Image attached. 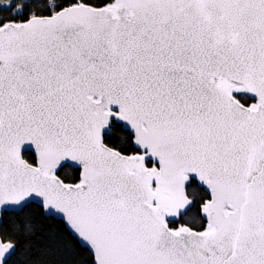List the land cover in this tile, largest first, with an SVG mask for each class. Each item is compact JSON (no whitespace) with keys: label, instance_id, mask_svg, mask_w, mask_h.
Masks as SVG:
<instances>
[{"label":"snow or ice","instance_id":"snow-or-ice-1","mask_svg":"<svg viewBox=\"0 0 264 264\" xmlns=\"http://www.w3.org/2000/svg\"><path fill=\"white\" fill-rule=\"evenodd\" d=\"M0 264H264V0H0Z\"/></svg>","mask_w":264,"mask_h":264}]
</instances>
